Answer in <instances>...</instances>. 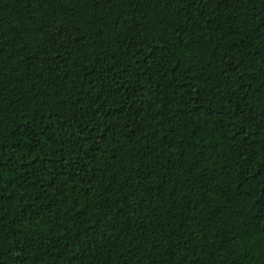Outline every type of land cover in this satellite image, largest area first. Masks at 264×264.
I'll use <instances>...</instances> for the list:
<instances>
[{
	"label": "trees",
	"instance_id": "trees-1",
	"mask_svg": "<svg viewBox=\"0 0 264 264\" xmlns=\"http://www.w3.org/2000/svg\"><path fill=\"white\" fill-rule=\"evenodd\" d=\"M0 264H264V0H0Z\"/></svg>",
	"mask_w": 264,
	"mask_h": 264
},
{
	"label": "snow or ice",
	"instance_id": "snow-or-ice-1",
	"mask_svg": "<svg viewBox=\"0 0 264 264\" xmlns=\"http://www.w3.org/2000/svg\"><path fill=\"white\" fill-rule=\"evenodd\" d=\"M238 70V69H237ZM68 247H71V245H68Z\"/></svg>",
	"mask_w": 264,
	"mask_h": 264
}]
</instances>
